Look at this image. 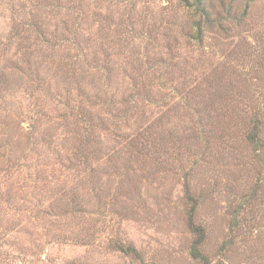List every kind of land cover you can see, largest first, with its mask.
<instances>
[{"label": "rangeland", "instance_id": "rangeland-1", "mask_svg": "<svg viewBox=\"0 0 264 264\" xmlns=\"http://www.w3.org/2000/svg\"><path fill=\"white\" fill-rule=\"evenodd\" d=\"M185 186L264 264V0H0V264H204Z\"/></svg>", "mask_w": 264, "mask_h": 264}, {"label": "trees", "instance_id": "trees-1", "mask_svg": "<svg viewBox=\"0 0 264 264\" xmlns=\"http://www.w3.org/2000/svg\"><path fill=\"white\" fill-rule=\"evenodd\" d=\"M193 3L196 7H200L202 0H193ZM207 14V13H206ZM259 136V122L254 123V127L249 132L247 136V140L251 145H254L256 148H259L260 146V139ZM185 195L187 198L192 202V205L190 206L189 212H188V219H187V226L189 230L195 235V239L193 241L192 247H191V255L192 257L199 258L200 260L204 261V264H207V259L205 256L201 254L200 247L204 242V230L201 226L196 225L193 220V213L195 209V203H193V199L189 193V190L187 189V186H185ZM116 249L120 252H122L125 255H129L135 259L141 260L139 253L136 251V249L132 245H122L120 243L116 244ZM146 264V263H143Z\"/></svg>", "mask_w": 264, "mask_h": 264}]
</instances>
